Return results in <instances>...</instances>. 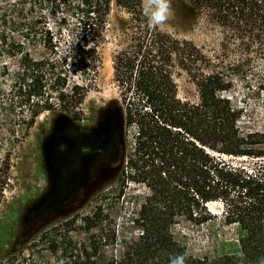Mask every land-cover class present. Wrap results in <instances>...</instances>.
<instances>
[{
	"label": "trees",
	"instance_id": "1",
	"mask_svg": "<svg viewBox=\"0 0 264 264\" xmlns=\"http://www.w3.org/2000/svg\"><path fill=\"white\" fill-rule=\"evenodd\" d=\"M142 4L0 0V127L4 123L13 145L43 112L64 120L79 117L98 75L99 49L109 40L114 44L119 98L107 103L103 117L107 127L117 120L110 133L115 150L121 126L117 178L122 186L139 187L130 218L136 235L109 227L98 207L81 218L87 233L82 241L67 236L60 242L54 234L49 251L59 254L57 264H170L181 255L184 264H264V132L243 129V109L228 94L225 74L253 55L264 59V0L182 1L184 23L203 20L219 29L214 54L150 27ZM113 7L119 14L111 20ZM44 9L57 18L55 24L48 23ZM178 71L191 76L196 102L177 96ZM1 174L0 201L6 183ZM180 220L232 230L238 250L191 256L173 235ZM97 226L101 232L91 233ZM21 253L0 248V264H28Z\"/></svg>",
	"mask_w": 264,
	"mask_h": 264
},
{
	"label": "rangeland",
	"instance_id": "2",
	"mask_svg": "<svg viewBox=\"0 0 264 264\" xmlns=\"http://www.w3.org/2000/svg\"><path fill=\"white\" fill-rule=\"evenodd\" d=\"M183 0H171L172 14L169 21L160 28L179 37L193 40L206 53L214 54L220 40V31L203 20L188 25L183 22ZM50 25L57 22L49 9H44ZM60 13H56L59 15ZM118 11L112 8L111 20L118 17ZM67 37V30L64 28ZM112 41L104 43L99 51L101 64L94 86L88 91L79 106L80 115L93 120L94 116H104L103 108L113 99L119 98V88L113 79ZM232 57L230 60H236ZM226 79L230 82L228 94L243 109L240 124L244 130L264 132V59L253 55L240 68L229 70ZM79 80V77H74ZM177 96L183 101L196 102L198 91L191 76L185 71L175 75ZM64 119L52 112L41 113L27 136L17 145L4 128L0 129V171L5 178L4 196L0 201V248L14 247L21 249V257L28 264H57L59 254L51 253L49 240L58 234V240L72 236L77 241L86 237L81 218L91 214L98 207L108 215L109 227L120 234L136 235L130 224V218L136 210L133 194L139 187L134 184L122 186L119 179L111 177L92 191L81 194L73 177L57 182L52 175L49 163V141L51 127L56 132H63ZM117 120L105 123L103 142L113 146L111 129ZM105 147V146H104ZM4 166L1 168V163ZM77 192L79 202L72 200ZM74 202V203H73ZM73 203V204H72ZM214 211L217 205L211 204ZM75 218L73 224L66 222ZM103 226L91 229V233L101 232ZM47 232V238L40 235ZM174 238L186 248L191 256L213 258L224 253L238 250V243L232 230L221 231L217 224L194 226L180 220L173 229Z\"/></svg>",
	"mask_w": 264,
	"mask_h": 264
},
{
	"label": "flooded vegetation",
	"instance_id": "3",
	"mask_svg": "<svg viewBox=\"0 0 264 264\" xmlns=\"http://www.w3.org/2000/svg\"><path fill=\"white\" fill-rule=\"evenodd\" d=\"M84 120L81 115L65 119L63 132L52 126L49 141V163L56 184L73 177L82 195L118 174L114 147H104V117L99 114L88 123ZM72 200L76 204L81 196L76 192Z\"/></svg>",
	"mask_w": 264,
	"mask_h": 264
},
{
	"label": "clouds",
	"instance_id": "4",
	"mask_svg": "<svg viewBox=\"0 0 264 264\" xmlns=\"http://www.w3.org/2000/svg\"><path fill=\"white\" fill-rule=\"evenodd\" d=\"M142 12L146 17L148 25L152 28H158L166 24L172 14L171 0H143ZM183 255L170 260V264H184Z\"/></svg>",
	"mask_w": 264,
	"mask_h": 264
},
{
	"label": "water",
	"instance_id": "5",
	"mask_svg": "<svg viewBox=\"0 0 264 264\" xmlns=\"http://www.w3.org/2000/svg\"><path fill=\"white\" fill-rule=\"evenodd\" d=\"M120 125V124H119ZM121 126H120V128H119V126H118V142H119V144L117 145V148H116V150H115V155H116V163L119 161V159L121 158V156H122V151H123V148H122V146H121ZM117 167H118V165H117Z\"/></svg>",
	"mask_w": 264,
	"mask_h": 264
}]
</instances>
